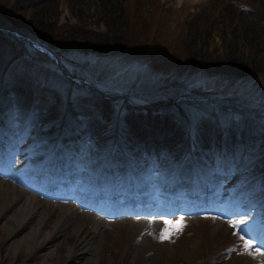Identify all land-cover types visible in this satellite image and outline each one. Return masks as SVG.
<instances>
[{
  "label": "rangeland",
  "instance_id": "1",
  "mask_svg": "<svg viewBox=\"0 0 264 264\" xmlns=\"http://www.w3.org/2000/svg\"><path fill=\"white\" fill-rule=\"evenodd\" d=\"M74 5L73 0H0V17L2 16L1 21L3 22L12 21L11 23L20 29L30 31L42 43L57 48L56 52L61 51L68 54V58L74 61L73 72L76 74L84 72L83 74L88 76L94 84H99L102 90L104 88L110 93L109 95L105 93L107 96H115L118 93L130 95L158 84L162 87L167 79H171L172 74L179 75L183 69H194L199 76L195 83L191 82L193 91L189 94L198 99L193 98L183 102L181 110L185 114L192 113L202 118L210 109V106L206 105L207 102L234 106L241 103L240 96L248 98L250 96L247 94L252 92L251 97L256 95L258 97L260 92L264 96V0H225L218 5H212L210 0H196L194 3L185 1L179 3L177 0H85L80 6L73 7ZM227 5L230 9L229 14L225 10ZM223 14H228L225 22L229 24L231 21L230 26L222 22ZM235 15L242 17L246 24L249 23L256 28L257 33L252 37L254 42L251 38L248 40V37L244 39L246 43L242 41L248 44L247 47L243 46L239 38L235 36L234 31H240L245 26V23L238 20ZM4 34L6 33L0 32V62L9 54L5 59L7 65L16 56L15 50L23 46L14 39L19 43L16 45V42L11 40L13 38L6 37ZM136 59L138 62L133 65ZM20 66V73L35 75L31 77V80L36 82L35 86L47 84L50 90L56 91L57 96L52 97L46 107H42L44 119L48 120L44 126L47 129L53 125L56 127L58 119L55 114L59 109L57 103L66 101L70 95L75 107L72 94H76L77 91L71 84L64 82V79H57L54 75L45 74L44 71L39 74L36 69L26 64H20ZM83 66L85 68L82 69ZM13 78L14 76L5 78V82L10 85L2 87L1 108H4V101H10L12 95H16L18 91V86L11 89L14 85ZM186 83L188 81L182 82V84ZM171 87L174 86L171 85ZM25 92L27 94L21 100L25 107L28 105L29 97L33 98L36 105L48 101L46 95L39 94L40 92L35 93L32 90L34 93L32 94L28 88H25ZM248 105L249 103L243 104V106ZM85 106L91 108L88 105ZM81 110L87 115L81 116L83 122L93 121V128H97V132L104 139L105 135L101 132L104 126L99 122L105 116L106 122L109 121L110 108L95 106L91 111L85 108ZM174 111L180 113V109L176 106H174ZM105 112L107 115H103ZM2 113L5 115V111ZM26 113L27 108L19 115L23 125L26 124ZM32 113L33 110L29 111L30 115ZM114 117L115 115L111 117L112 122H114ZM155 117L157 119H154ZM148 119L160 121L161 126L166 124L163 128L174 125L172 121L176 120L174 115L168 116L164 112L159 117L147 116L145 118H141L137 112H125L120 114V124L114 125V129L117 127L115 134L125 146H128L129 142L126 139L128 128L131 132V128L135 125L141 127L142 123L145 125ZM11 122L17 125L15 132L23 127L21 122L14 120ZM153 123L155 124L152 122V125ZM24 127L27 128V126ZM233 129L230 126L229 131ZM241 129L237 130L238 136L241 134ZM252 129L258 134L252 141V145L248 146V152L244 154L245 161L240 160V157L230 161L235 165H231V168L234 167V173L243 170L246 164L248 166V169L240 173V177L232 182L233 191L249 178L264 171V149L260 150V147L264 145L259 143L253 148L261 133L257 125H253ZM150 131L153 130L146 133ZM171 131L170 133H173L174 129ZM49 133L47 132L46 136ZM129 136L131 137L130 134ZM94 139L98 141V138ZM41 140L37 138L34 143L31 142V145L42 147ZM46 143L47 141L43 146ZM44 150L42 149L41 152ZM44 155L49 156L50 152H45ZM21 156L19 154L17 158ZM162 156L167 160H169L168 156H171L172 160L168 168L171 173L179 166L178 160L188 157L185 152H169L168 150H165ZM209 161L211 160L203 158V162L209 163ZM259 161H262L261 165H252ZM157 164L159 163L154 166L150 165L146 173L148 175H151V171L159 173L155 167ZM210 168L211 170L209 168L208 170L213 171L214 168L212 166ZM28 169L29 166H26L22 160H18L14 168L20 174H25ZM231 174L228 171V175ZM17 188L15 194L24 199L23 189ZM262 190L264 191V188ZM252 193L251 191L250 194ZM221 194L224 195L223 197L226 196L222 202L230 197L226 193ZM68 203L62 202L66 205ZM51 208L52 205L49 204L48 209L51 210ZM255 211H252L253 215L249 217L247 225L253 224L260 218L261 210ZM135 219L138 221L136 217ZM157 220L159 222L156 224L149 225L151 229L149 228V232L139 242L137 238L140 231L137 228L131 230L123 224L105 225L98 236V239L102 238L98 252L89 245L92 249L88 252L77 254L76 260H71L72 262L68 260L63 263L62 260V264H90L94 258L96 262L92 264H264L261 259H257L256 254L251 252V249L244 243L245 241L234 234V229L238 228L237 224L216 227L213 224L215 221L197 220L194 217L190 219L184 217L182 219L181 217L159 218ZM84 221L89 227L91 220L87 218ZM145 221L154 223L149 220ZM232 222L236 223V221ZM176 224H182L183 227L176 230L174 227ZM243 230L245 228L241 231ZM162 232H170L171 236L162 240ZM62 241L63 239L60 238L56 245ZM231 244H235L234 248L227 250ZM9 245L8 240L0 244V264H37L39 256L44 252V249H37L36 255H33L29 261H25L22 255H18L10 263L6 256V249ZM63 254L62 252L59 255ZM57 259L60 260L62 257L54 256L53 262L56 263Z\"/></svg>",
  "mask_w": 264,
  "mask_h": 264
},
{
  "label": "bare ground",
  "instance_id": "2",
  "mask_svg": "<svg viewBox=\"0 0 264 264\" xmlns=\"http://www.w3.org/2000/svg\"><path fill=\"white\" fill-rule=\"evenodd\" d=\"M75 5L73 7L80 6L84 3L85 0H73ZM81 1V2H79ZM99 1V0H98ZM190 2L194 3L196 0H177V2ZM207 1V0H205ZM225 0H210L212 5H218ZM204 2V1H203ZM227 13H230V9L227 5L225 8ZM225 13V12H224ZM223 14V21H227V15ZM222 15V14H221ZM238 20H244L242 17L235 15ZM248 18V17H247ZM230 19V18H229ZM234 19V18H232ZM245 20H247L245 18ZM251 20V19H250ZM253 20V19H252ZM219 21V20H218ZM257 22V21H256ZM254 23V22H253ZM227 26L231 25V21L229 24L225 22ZM241 24V23H240ZM260 25V23H259ZM242 28V27H241ZM235 36L239 38L240 42L243 46L247 47L242 41L248 37V40L253 39L252 37L257 33L256 28L251 24H246L240 31H234ZM251 38V39H250ZM255 40L253 39V42ZM229 42V41H228ZM245 42V41H244ZM246 43V42H245ZM38 131V129H37ZM141 130L136 132L141 136ZM156 131H150V133H145V136H155ZM173 136V134L171 135ZM97 138V137H96ZM169 139L168 146L173 151H178V147L175 143L171 142ZM98 142V141H97ZM27 157H35L34 153L26 150L24 152ZM85 154V152H83ZM92 155V151L88 153ZM208 159L207 157H204ZM161 158H155L154 161H159ZM164 161V159H162ZM141 161V160H140ZM144 161V160H143ZM147 163L152 164V162L148 161ZM208 168L211 170V161L205 162ZM210 164V165H209ZM142 168H145L146 165L143 162H140ZM164 165H169V160H167ZM244 167V165H242ZM241 166V168H242ZM231 168L230 173H234ZM235 171V170H234ZM186 173V171H182ZM7 174V173H5ZM9 175V174H8ZM13 182L0 181V244L5 240L10 242V245L6 249L7 259L11 262L17 258L18 255H22L25 261H29L33 255H36L37 249H44V252L39 256V262L37 264H62L64 262H70L76 260L77 254H84L88 252L90 249L94 248L95 251L101 248L102 238L98 239L99 234L101 233V228L105 225H118L123 224L128 226L131 230L137 228L140 232L145 233L150 227V224H154L148 221H145L143 218L149 217V213L143 212L141 215L134 213L132 211H127L123 214H118L117 212L113 213H101L99 216H91L88 215L84 210L88 208V206L83 203L80 199H77L72 194H78L79 192L71 191L67 193H62L58 198L60 199H72L73 203L62 204V202H54L51 203L49 200H43L39 197H34L32 191L34 190L33 186H28V190H22L24 192V199L18 197L15 192L18 190L17 186L14 182L22 183L21 178L18 173L12 174L9 176ZM1 178V177H0ZM150 181L151 178L149 177ZM16 190V191H15ZM246 193H242L239 195L237 199H244L250 196L251 191L247 190ZM162 192V191H161ZM156 194L159 195L160 192L156 191ZM234 204L236 203V200ZM264 199H262L259 203L263 204ZM255 203L256 205L259 204ZM52 205L51 210L48 209V206ZM250 203L245 205V208L238 207L235 213H231L230 210L225 207L221 210L212 209L210 211L212 214H215L216 217L220 216L223 218L231 217L239 213V210L247 211L251 208L256 207V205L250 206ZM153 206V205H152ZM232 206H230L231 208ZM164 212H168V210L164 209ZM170 212V211H169ZM175 213L180 212V210L175 209ZM5 213V214H3ZM123 215V216H122ZM126 215V217H125ZM174 215V214H173ZM138 219V221L135 219ZM216 217H214L216 219ZM218 217L216 220L215 226L223 227L226 221H222L223 218ZM89 218L91 220L90 226L86 225L84 219ZM140 218V219H139ZM111 219V220H109ZM115 220V221H112ZM154 222V221H152ZM214 226V227H215ZM104 234H106L104 232ZM62 238L63 241L56 245L57 241ZM60 245V246H59ZM89 245L92 248H89ZM42 252V251H41ZM63 255H59L61 253ZM75 255V256H73ZM61 256L62 259L57 262H53V257ZM254 258V257H253ZM258 259V258H257ZM264 261V257L261 258ZM72 260V261H71ZM249 260V259H248ZM253 261V260H252ZM96 259H92L90 264L95 263Z\"/></svg>",
  "mask_w": 264,
  "mask_h": 264
},
{
  "label": "snow or ice",
  "instance_id": "3",
  "mask_svg": "<svg viewBox=\"0 0 264 264\" xmlns=\"http://www.w3.org/2000/svg\"><path fill=\"white\" fill-rule=\"evenodd\" d=\"M182 219V218H181ZM175 229L176 230H179V229H181L182 227H183V225L182 224H176L175 226ZM171 236V233L170 232H162V234H161V239L163 240V239H167V238H169ZM243 239V238H242ZM247 247H252V244H251V241H249L248 242V244H247ZM257 250H259V249H257Z\"/></svg>",
  "mask_w": 264,
  "mask_h": 264
},
{
  "label": "trees",
  "instance_id": "4",
  "mask_svg": "<svg viewBox=\"0 0 264 264\" xmlns=\"http://www.w3.org/2000/svg\"><path fill=\"white\" fill-rule=\"evenodd\" d=\"M124 49H128V48H124ZM133 50V49H132ZM133 51H135V50H133ZM180 73H183V74H186L187 73V77L188 76H192V71L190 70V69H184V71H180ZM180 77V76H179ZM184 78H186V77H183L182 79H184ZM191 78V77H190ZM172 79H174V77L172 78ZM175 90H179L178 88L177 89H175ZM171 94H176V92L174 91L173 93H171Z\"/></svg>",
  "mask_w": 264,
  "mask_h": 264
}]
</instances>
